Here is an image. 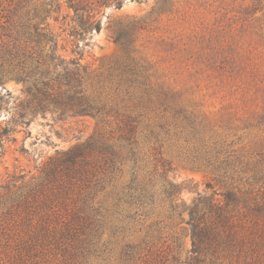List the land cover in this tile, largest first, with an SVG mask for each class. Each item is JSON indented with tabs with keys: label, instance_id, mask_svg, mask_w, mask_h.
Returning <instances> with one entry per match:
<instances>
[{
	"label": "rangeland",
	"instance_id": "1",
	"mask_svg": "<svg viewBox=\"0 0 264 264\" xmlns=\"http://www.w3.org/2000/svg\"><path fill=\"white\" fill-rule=\"evenodd\" d=\"M256 7V0H126L107 9L101 31L81 40L89 44L82 60L90 73L86 92L104 112L63 118L53 103L29 125L0 135V203L9 206L0 218V264H24L20 250L28 253L29 237L43 224L60 229L63 173L44 182V172L53 164L62 169L57 153L91 138L104 118L109 132L117 125L110 121L140 117L142 143L157 147L151 160L160 168L154 171L151 163L149 177L158 187L184 183L180 196L186 205L199 193L247 189L248 179L264 192V0ZM10 8L8 1L0 7V26ZM68 11L53 12L48 21L59 34V53L71 55L63 32ZM69 12L68 20L74 14ZM50 81L55 97L63 98L62 77L56 72ZM30 98L26 82L0 83V131ZM163 158L171 161L165 172ZM116 192L109 185L100 199L111 205ZM128 212L107 217L91 264L185 263L192 248L186 212L176 220L162 215L163 229H151L150 236L147 224L154 220L135 222ZM61 258L60 250H47L36 264Z\"/></svg>",
	"mask_w": 264,
	"mask_h": 264
},
{
	"label": "trees",
	"instance_id": "2",
	"mask_svg": "<svg viewBox=\"0 0 264 264\" xmlns=\"http://www.w3.org/2000/svg\"><path fill=\"white\" fill-rule=\"evenodd\" d=\"M7 1L12 8L7 24L0 26L3 30L0 83L8 78L24 81L31 98L21 103V108L8 125L2 127L0 135L16 132L19 125H29L33 115L49 110L53 103L61 110L63 118L69 114L73 117L100 116L105 107L97 105L94 97L86 92L85 81L90 73L89 66L82 60L83 46L89 44L81 40H87L94 31L100 32L107 9L121 8L126 0H40V3L39 0H0V7ZM256 3V8L262 6V0ZM65 9L74 12L70 20L69 11L63 14L68 25L63 32L68 33L73 46L71 55L59 53V34L48 21L53 12ZM66 48L63 45V50ZM56 72L62 77L59 87L63 86V91L58 94L63 96L61 99L52 92L54 85L50 80ZM108 122L107 118L98 120L103 126L91 138L57 153L62 169L53 164L45 170L44 182L57 179L63 173V205L66 208L59 230L43 224L29 237L25 245L28 253L20 250L24 264H36L52 249L60 250L63 264H91L107 217L120 215L123 210L129 211L127 218H134L135 222L146 224L149 219L154 220L147 224V236L155 232L151 229L161 232L162 215L176 220L186 212L187 218L183 220L190 227L192 248L184 264H264V192L252 188L251 179H248L247 189L199 193L190 205H186L180 196L186 188L184 183L166 181L158 187L149 177L151 170L147 168L151 163L154 171L160 167L151 160L152 150L157 147H146L142 143L144 129L140 117L126 115L124 120L110 121L117 125L109 132L104 129ZM161 162L164 172L170 170L171 161L163 158ZM126 172H130L127 180L124 178ZM112 184L117 192L111 205H105L100 194ZM8 207L6 202L0 203V218ZM28 218L32 219L29 215Z\"/></svg>",
	"mask_w": 264,
	"mask_h": 264
}]
</instances>
